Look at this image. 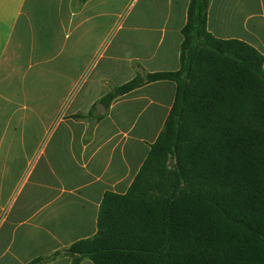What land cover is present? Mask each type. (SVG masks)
Listing matches in <instances>:
<instances>
[{"label": "crops", "instance_id": "1", "mask_svg": "<svg viewBox=\"0 0 264 264\" xmlns=\"http://www.w3.org/2000/svg\"><path fill=\"white\" fill-rule=\"evenodd\" d=\"M190 1L0 0V264L95 237L105 195L127 194L177 85L101 101L138 75L180 69ZM207 30L264 56V0H211Z\"/></svg>", "mask_w": 264, "mask_h": 264}, {"label": "trees", "instance_id": "2", "mask_svg": "<svg viewBox=\"0 0 264 264\" xmlns=\"http://www.w3.org/2000/svg\"><path fill=\"white\" fill-rule=\"evenodd\" d=\"M210 1H190L177 72L138 75L101 101L177 85L127 194L105 195L95 237L32 264H264V56L208 32Z\"/></svg>", "mask_w": 264, "mask_h": 264}, {"label": "rangeland", "instance_id": "3", "mask_svg": "<svg viewBox=\"0 0 264 264\" xmlns=\"http://www.w3.org/2000/svg\"><path fill=\"white\" fill-rule=\"evenodd\" d=\"M99 107L102 108L103 106L101 107V104H99V105L97 106V110H99ZM90 113H91V116H92V115H95V114H96V108L93 107L92 110L90 111ZM89 120H90L91 122L93 121V119H89ZM170 167H173V165H171Z\"/></svg>", "mask_w": 264, "mask_h": 264}, {"label": "water", "instance_id": "4", "mask_svg": "<svg viewBox=\"0 0 264 264\" xmlns=\"http://www.w3.org/2000/svg\"><path fill=\"white\" fill-rule=\"evenodd\" d=\"M101 107H102V105H101ZM103 108V107H102ZM99 109H100V107H99ZM98 112H100L99 110H98Z\"/></svg>", "mask_w": 264, "mask_h": 264}]
</instances>
